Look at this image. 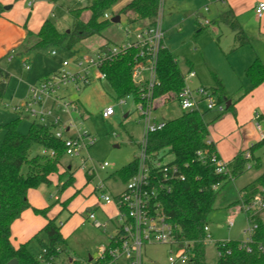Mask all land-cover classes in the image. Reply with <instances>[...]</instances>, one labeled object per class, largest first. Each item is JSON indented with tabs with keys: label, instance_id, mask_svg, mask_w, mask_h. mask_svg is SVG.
<instances>
[{
	"label": "rangeland",
	"instance_id": "1",
	"mask_svg": "<svg viewBox=\"0 0 264 264\" xmlns=\"http://www.w3.org/2000/svg\"><path fill=\"white\" fill-rule=\"evenodd\" d=\"M129 1L119 0L115 5L117 7L114 6L108 12L111 19L118 16L120 14L118 8L125 6ZM88 4L89 0H59L50 20L56 23L60 31H70L74 28L76 21L70 15L69 9H80ZM224 8V3L218 0H164L165 40L178 60L184 76L188 74L187 71L191 66L197 73L198 79L188 83L190 88L197 85H203L208 89L213 88L215 86L213 74H216L225 85L231 101L237 105L245 98V96L242 97L245 89L249 88L245 69L251 61H255L256 57L261 58L264 55V45L256 40L258 38L253 31L252 35L246 32L249 43L236 49L235 32L229 25L217 22L218 13ZM90 16L89 11H84L82 19L86 22ZM121 18L122 21L119 24L112 23L101 36L82 41L71 50L64 47L34 50L37 38L29 34L23 43L6 52L0 59V66L11 74V80L9 90L0 107V146L5 135L2 128L4 124L19 119L18 130L27 134L35 122L36 119L29 111L19 108L28 101L31 85L60 71L65 61L72 63L75 58L81 60L84 57H93V50L98 45L114 47L127 42L142 27L143 22L129 23L126 15L125 17L121 15ZM199 20L210 22L209 27L201 33L197 32ZM127 31L131 34L129 37L126 35ZM261 41L264 42V39L262 38ZM52 52H56V55H52ZM25 65L30 66L31 69L26 70ZM73 68L71 64L69 69ZM90 79V85H81L79 90L73 86H62L58 91L57 96L63 102L78 105L80 113L72 109L55 107L59 114H54V110L49 105L50 100L41 106H34L37 111L43 110L47 113L46 116L50 122L55 117H59L66 125L69 124V127L73 122V126L70 127L71 135L87 133L97 138L93 146L81 150L80 157H63L61 175H53L50 183L31 190L30 208L18 219L13 229L14 243L19 246L30 241V251L40 257L43 251L42 243H47V236L45 233H40L39 239L33 238L41 232L48 220H55L57 225L61 226L65 245L63 249L61 248L59 256L50 264H72L71 260L79 261L80 264H95L98 258L97 248L101 245L107 247L111 238L117 233L118 213L104 203L102 195L107 193L116 196L125 189V183L119 179L117 172L138 154L139 146L144 139L145 128L134 97L118 99L107 82L97 77L94 69L90 70ZM108 107L114 108L115 115L104 119L103 114ZM50 109L52 114H49ZM200 109L202 113H205L206 123H210V137H219V131L225 129L227 125L219 127L220 130L214 135L212 133L214 130L211 129L228 112L215 120L218 116L215 110L207 111L204 104L200 106ZM182 113L178 102L164 104L162 99L156 101L154 114L160 122L176 119ZM259 124L264 127V120L261 119ZM263 147L264 145L254 150L255 158L264 155ZM42 153L43 149L35 144L31 148L30 155L34 157ZM82 158L88 160V168L95 167L98 173L90 176L82 170ZM255 161V159L251 160L253 166L251 169H246L233 181L219 188L216 210L208 219L209 233L213 241L206 245L207 264L218 262L216 242L245 239L243 231L248 225L245 213L239 211L241 203L237 202L239 191L264 173V164L257 168ZM165 162H172V157H166ZM104 163H108L109 167L100 170L99 166ZM68 166L72 167L73 184L62 189L63 184L70 178V171L67 172ZM23 172H27V166H24ZM99 187L102 189H98ZM35 210L45 211L43 214ZM91 213L98 221L108 225L106 224L104 228L95 226L94 221L89 218ZM234 214L235 223L230 227L228 220ZM104 218L106 222L103 221ZM177 253V246L172 243L147 245L144 248V264H170ZM92 258L94 262L90 261ZM177 264L188 263L178 261Z\"/></svg>",
	"mask_w": 264,
	"mask_h": 264
},
{
	"label": "trees",
	"instance_id": "2",
	"mask_svg": "<svg viewBox=\"0 0 264 264\" xmlns=\"http://www.w3.org/2000/svg\"><path fill=\"white\" fill-rule=\"evenodd\" d=\"M4 0H0V18L5 12ZM56 4L59 0H46ZM119 0H89V4L80 9H71L70 15L75 19V26L70 31H60L52 20H46L37 34L34 50L42 51L52 47H64L71 50L74 46L94 36H101L112 24L104 19ZM160 0H131L120 11L119 16L126 15L130 23L146 22L152 25L157 17ZM84 11L91 16L88 21L82 19ZM217 22L225 23L235 32V48H241L249 43V36L240 25L237 17L231 10L219 14ZM203 30H201L202 32ZM138 50L130 49L111 61L105 62L100 70L107 77V84L118 99L133 96L136 104L141 101L142 85L134 82L132 69L136 62ZM158 77L161 82L156 91V98L162 99L165 104L178 102V95L184 89L185 76L174 54L164 48L159 55ZM215 86L210 88L217 97L218 103L225 104L226 110L215 118L219 119L227 112L233 111L236 103L231 97L221 79L213 74ZM245 77L250 85L242 97L248 95L264 83V65L256 59L245 70ZM11 74L0 66V107L9 90ZM205 113L199 111H183L176 119L165 122V126L148 139L147 153L152 166L165 158L172 157V164L181 170L185 180L174 184L168 194L161 197L162 209L174 228L173 237L182 245L189 246L188 264H207L205 259L206 232L209 216L216 210L215 204L220 190H214L218 183L225 186L246 170L248 161L243 155H238L231 164V178L218 175L215 166L210 162L203 163L198 157L200 151L216 152V146L210 141L209 126L204 119ZM19 119L10 121L2 126L5 135L0 146V264H8L17 259L19 264H50L54 262L65 239L61 233V226L56 221L48 220L44 228L33 239H39L40 233H45L47 243H42L43 251L40 257L30 251V241L16 247L12 239V226L30 208L29 192L42 184L51 182L53 175L60 174L62 159L66 156L64 143L55 136V125L34 122L27 134L18 130ZM210 142V143H209ZM39 145L47 153L31 157L33 145ZM264 145V138L250 149L255 167L260 168L259 159L255 158L254 150ZM53 153V154H52ZM27 166V172H23ZM137 160L122 167L117 176L125 184L135 174ZM62 189L73 184V176ZM61 175V174H60ZM264 188V173L242 190L237 203L248 204ZM66 204V202H65ZM43 213L45 210H35ZM259 223L255 234V244L251 252L240 248V241L232 240L225 247L217 244V250L222 252L217 264H264V251L258 245H264V223L262 217H257ZM116 239V238H115ZM112 239L109 248L117 246ZM63 249V248H62ZM113 259L106 255L98 259L96 264H112Z\"/></svg>",
	"mask_w": 264,
	"mask_h": 264
},
{
	"label": "built area",
	"instance_id": "3",
	"mask_svg": "<svg viewBox=\"0 0 264 264\" xmlns=\"http://www.w3.org/2000/svg\"><path fill=\"white\" fill-rule=\"evenodd\" d=\"M255 12L258 18H262L264 15V3H259ZM104 19L110 20L111 16L106 13ZM203 25L209 26L210 22L206 20ZM126 35L129 37L131 34L127 31ZM164 48H166L164 0H160L159 11L152 25L146 24L140 27L133 34L132 39L119 46L105 47L95 53L93 57H84L81 60L75 58L72 63L63 62L60 71L30 86L28 101L22 107H19L29 111L36 119L35 122L55 125V136L64 143L66 156L80 157L81 150L93 146L97 142V138L87 133H77L74 137H66L63 129L59 127L61 125L59 117H55L50 122L46 116L47 113L43 110L37 111L34 106H41L44 102L50 100L54 105L52 110L54 107H61L78 112L76 104L63 102L57 96L60 88L62 86H73L79 90L81 85H90L91 69L96 71L97 77L101 81H106V75L100 70V67L105 62L115 59L130 49L138 50L137 59L132 69V78L134 82L142 85L141 101L137 106L145 132L143 142L140 144L138 154L135 157L137 169L135 174L125 184V189L119 194L116 196H111L107 193L102 195L104 203L106 205H114L118 213L117 234L111 238V240L116 238L117 246L114 248L101 247L99 249V259L109 255L113 259L112 264H119L121 260L126 262V264H144V248L147 245L167 243L176 245L178 252L177 256L171 259L170 264H177L178 261L188 263L189 261V246L187 244L180 245L175 241L173 237L174 228L168 221L161 204L163 194L170 193L174 184L180 180H185V177L179 167L170 162L161 161L152 166L147 153L150 134L161 130L165 126V122L158 121L154 114L156 101L158 100L155 94L161 86L158 77V60L160 52ZM52 55H56V52H52ZM71 64L74 66L72 70L69 69ZM25 68L26 70L30 69L28 65H25ZM189 76L194 77L195 74L191 72ZM185 82L184 89L178 95V104L182 111L201 112L200 106L204 104L207 111L215 110L219 114L225 112L226 105L218 103L217 97L210 89L203 86L192 89L187 84L186 78ZM52 110L49 111V114H52ZM114 115V108L108 107L103 114V118L109 119ZM259 118V114L255 113V120L258 121ZM72 123L70 124L71 127L73 126ZM43 153L47 152L43 151ZM198 157L203 163L208 161L213 164L216 174L231 178L229 165L221 159L217 151H200L198 152ZM244 158L248 161L246 169H251L253 167L251 153H245ZM87 163V159H81L82 170L90 176L97 174L98 170L95 167L93 169L88 168ZM108 167V163L99 166L100 170H105ZM102 187L98 189H102ZM220 187L221 184L218 183L214 186V190H219ZM239 211L245 213L248 225L243 231L245 239L240 241V248L251 252L255 244L254 237L259 227L257 217L261 216L264 223V188H261L259 193L248 204L242 202ZM89 218L94 221L95 226L98 228L106 226L100 223L93 213L89 215ZM228 223L230 227L234 226L235 214L230 216ZM205 232L207 234L205 243L207 244L213 241V238L209 233L208 226L205 227ZM229 242L218 241L216 246L219 243L220 246L225 247ZM258 248L260 251H264V245L260 244ZM218 254L220 256L222 252L218 251Z\"/></svg>",
	"mask_w": 264,
	"mask_h": 264
},
{
	"label": "crops",
	"instance_id": "4",
	"mask_svg": "<svg viewBox=\"0 0 264 264\" xmlns=\"http://www.w3.org/2000/svg\"><path fill=\"white\" fill-rule=\"evenodd\" d=\"M130 1L128 3H130ZM218 1H222V3H224V5H225V8L219 11L218 16L220 13H222L224 11L231 10L234 13V15L237 17L240 25L245 30V32L251 34L253 31H255V35L257 36L256 38H258L256 40L264 45V42L261 41L262 38L264 39V15L262 18H258L256 15V12H255L257 5L259 3H264V0H218ZM3 4H4V6H11L10 7L11 10L10 11L5 10L3 17L0 18V59L6 54V52L11 50L15 46L23 43L27 39V37H29V34H37L40 31L43 23L46 20H49L50 16L52 17V14L54 12L55 5H56V4L50 3L46 0H4ZM125 6H123V7H125ZM115 7H117V6H115ZM123 7L118 8V9H120V11H121V9ZM69 11H70V9H69ZM124 17H125V15H124ZM121 21H122V18H121ZM197 22H198L197 23L198 24V27H197L198 33H201V30L204 31V29L209 27L208 25L204 26L203 25L204 21H202V20H199ZM136 23H138V22H136ZM146 24H147L146 22H143V24H141V26H145ZM256 25H257V28H256ZM123 43H125V42H122L121 44H123ZM165 46H166V48L169 49L168 45L166 44V40H165ZM105 47H106V45H104V44L98 45L97 48H95L93 50L94 54L97 53L98 51H100L101 49L105 48ZM107 47H109V46H107ZM257 58L260 59L264 65V55L261 56V58L256 57V59ZM256 59H254V60H256ZM253 62L254 61H251L250 65ZM250 65H248V66H250ZM30 69H31V67H30ZM191 72H193L195 74L194 77L189 76V74ZM187 73L188 74L185 75V78L187 80V84L193 80L198 79V75L193 70L192 66L189 68ZM200 86H203V85H197V86L193 87L192 89H196ZM203 87H205V86H203ZM248 87H250L249 83H248ZM205 88H207V87H205ZM230 102H232V101H230ZM49 105H50V107L54 106L52 101L51 102L49 101ZM76 106L78 108V112L80 113L78 105H76ZM234 108L235 109L233 111L228 112L226 115L224 114L225 116L222 118V120L219 123H217L215 125V127H213V129H211V130H214L212 132L214 135V134H216V131L220 130L219 127H222V125L226 124L227 126H225V129H222V131H219L220 132L219 137L218 136L210 137V141L215 144L216 151L218 152L219 156L221 157V159L223 161H225L229 165V167H231V164L234 162L235 158L238 155L244 156L245 153L250 152L249 149L254 144L259 143L264 138V127H262L259 124V121L261 119L264 120V83L262 85H260L258 88H256L254 91H252L251 93L246 95L245 98L241 102H239L237 105H235ZM53 110H54V114H59V113H57L55 107L53 108ZM255 113H258L260 116L258 121L255 120ZM217 114H218V116L220 115L218 112H217ZM255 122H256V126H254ZM258 124H259V126H258ZM59 127L61 129H63L66 137H74L75 136V135L73 136L70 134V132H71L70 127L71 126L69 127V124L66 125V123L61 121V125ZM209 133H210V127H209ZM214 138H216V139H214ZM135 157H136V155L134 156L132 161L135 160ZM258 159H259V163H260V167H261L262 164H264V155H262V157L259 156ZM132 161H130V162H132ZM67 169L72 170V167L68 166ZM30 192H29V196H30ZM238 194H239V192H238ZM108 206H111L113 208L114 212L117 211V208L114 205H108ZM114 212H112V213H114ZM108 214H110V213H108ZM108 214H107V216H108ZM105 220L106 219L104 218L103 221L106 222ZM17 221L12 226V236H13V229H14ZM99 222L101 223V221H99ZM102 224L108 225V223H102ZM13 244L16 247H18V245H16L14 243V241H13ZM101 247H105V246L101 245L97 248L98 258L96 259L95 264L98 262L99 249ZM90 261L94 262V259L92 258ZM70 263L80 264L79 261H75V260H71ZM119 264H126V262L121 260L119 262Z\"/></svg>",
	"mask_w": 264,
	"mask_h": 264
},
{
	"label": "water",
	"instance_id": "5",
	"mask_svg": "<svg viewBox=\"0 0 264 264\" xmlns=\"http://www.w3.org/2000/svg\"><path fill=\"white\" fill-rule=\"evenodd\" d=\"M10 9V7H5V10H8ZM121 22V17L118 15V16H114L112 19H111V23L113 24H119ZM231 104V102L229 101L228 102V105L227 107ZM127 117V116H126ZM182 247V246H180ZM8 264H19L18 260L17 259H14L12 261H10Z\"/></svg>",
	"mask_w": 264,
	"mask_h": 264
}]
</instances>
